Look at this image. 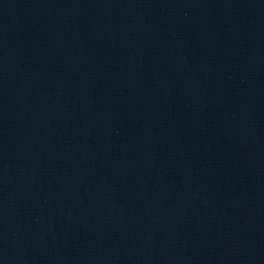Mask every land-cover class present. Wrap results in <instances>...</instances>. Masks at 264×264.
<instances>
[{
	"label": "water",
	"instance_id": "1",
	"mask_svg": "<svg viewBox=\"0 0 264 264\" xmlns=\"http://www.w3.org/2000/svg\"><path fill=\"white\" fill-rule=\"evenodd\" d=\"M0 264H264V0H0Z\"/></svg>",
	"mask_w": 264,
	"mask_h": 264
}]
</instances>
